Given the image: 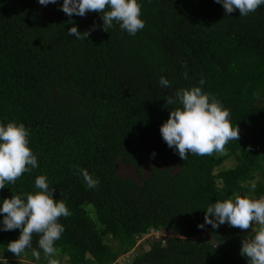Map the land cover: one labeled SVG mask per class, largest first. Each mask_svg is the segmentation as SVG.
Masks as SVG:
<instances>
[{"label": "trees", "instance_id": "trees-1", "mask_svg": "<svg viewBox=\"0 0 264 264\" xmlns=\"http://www.w3.org/2000/svg\"><path fill=\"white\" fill-rule=\"evenodd\" d=\"M138 3L145 26L129 35L115 21L104 31L96 12L69 17L63 0L47 6L0 0V125L23 123L38 162L0 189V207L13 194L26 200L39 191L35 180L46 175L53 198L71 212L58 220L65 230L54 257L39 248L37 234L16 257L7 245L21 230H0V264H20L23 257L35 264L50 258L115 264L151 230L170 237L134 264H248L240 249L255 232L227 223L197 226L216 201L264 197V4L240 16L239 10L225 15L215 0ZM93 25L85 40L67 35L73 26L83 33ZM192 87L230 110L240 136L224 153H189L183 160L160 128L172 107L181 106H165L167 97ZM231 160L235 165L225 168ZM120 164L134 167L139 181L122 176ZM80 169L99 180L96 188L87 187Z\"/></svg>", "mask_w": 264, "mask_h": 264}, {"label": "clouds", "instance_id": "clouds-1", "mask_svg": "<svg viewBox=\"0 0 264 264\" xmlns=\"http://www.w3.org/2000/svg\"><path fill=\"white\" fill-rule=\"evenodd\" d=\"M40 5L55 4L57 0H38ZM223 5L225 15H231L239 10L240 16H248L264 4V0H215ZM62 11L69 17L73 14L85 16L88 12H96L103 20V30L113 26V22L119 23L122 30L129 35H135L145 26L141 19V5L138 0H63ZM93 28L81 33L76 26L68 29V36L85 40ZM185 78L187 73L185 72ZM159 83L163 87H170V82L160 77ZM204 83L203 80L200 81ZM165 106H172L177 102L181 105L175 109L172 107L169 118L160 128L163 140L166 144L178 152L183 160H187L189 153L200 156H211L213 153H224L225 146L230 140H239V127H233L230 121V110L214 97L209 102V96L202 92L200 87L180 89L173 96H168ZM29 129L23 123L15 121L0 125V189L5 188L6 182L14 184L24 173L38 167L37 157L29 147ZM155 156V152L152 153ZM88 188H96L99 180L94 178L86 169H80ZM35 187L39 189L35 193H29L26 200L21 195L13 194L11 198H5L0 207V213L5 214L3 228L10 231L20 229L19 238L10 241L7 250L16 257L20 256L27 248L32 246L33 235L39 236L38 246L46 257L58 255L55 241L60 239L64 226L58 222L61 217H70L71 212L64 200H55L47 182V176H38ZM254 190L256 185L252 183ZM210 217H215L211 219ZM253 222L259 225L252 240H243L240 253L246 256L248 264H264V197L252 198L251 194L241 196L233 194L232 198L216 201L207 207L204 223L197 227L204 229L205 224L217 229L227 223L231 227L241 230L249 229ZM157 235L156 241L164 244L170 237L168 233L151 230ZM149 232V233H150ZM148 233V234H149ZM33 256L39 259L40 252L33 249ZM48 264H60L57 259H49Z\"/></svg>", "mask_w": 264, "mask_h": 264}, {"label": "rangeland", "instance_id": "rangeland-1", "mask_svg": "<svg viewBox=\"0 0 264 264\" xmlns=\"http://www.w3.org/2000/svg\"><path fill=\"white\" fill-rule=\"evenodd\" d=\"M235 165V162L233 160L228 161L225 163L224 167L229 168ZM145 174L148 173L149 166L147 164L143 165ZM119 173L124 176L131 179H134L135 181H139V177L137 175L136 169L132 166H126L123 164H120L118 167ZM239 195V194H238ZM241 196H245L244 194ZM259 225L253 222V226L249 229L243 230L246 234L254 233L253 229H258ZM160 234H166L165 232H159ZM208 238H210L208 236ZM157 239V235H153L151 232L149 234L143 235L141 238L138 239L137 246L134 250H132L130 253L123 255L115 264H134L135 258L145 252L148 251L151 247V244L155 242ZM20 264H35L33 261L27 259L26 257H23L19 260Z\"/></svg>", "mask_w": 264, "mask_h": 264}]
</instances>
